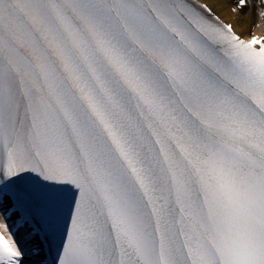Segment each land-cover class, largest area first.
I'll list each match as a JSON object with an SVG mask.
<instances>
[{
  "label": "snow or ice",
  "instance_id": "1",
  "mask_svg": "<svg viewBox=\"0 0 264 264\" xmlns=\"http://www.w3.org/2000/svg\"><path fill=\"white\" fill-rule=\"evenodd\" d=\"M0 264H264V0H0Z\"/></svg>",
  "mask_w": 264,
  "mask_h": 264
},
{
  "label": "bare ground",
  "instance_id": "2",
  "mask_svg": "<svg viewBox=\"0 0 264 264\" xmlns=\"http://www.w3.org/2000/svg\"><path fill=\"white\" fill-rule=\"evenodd\" d=\"M216 11L222 16L224 19L230 18V12L227 8H224L223 6L217 7Z\"/></svg>",
  "mask_w": 264,
  "mask_h": 264
}]
</instances>
